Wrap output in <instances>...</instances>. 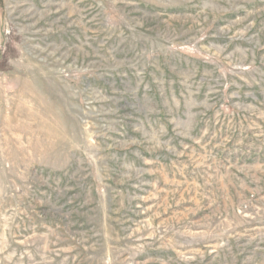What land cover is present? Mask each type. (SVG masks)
<instances>
[{"label": "rangeland", "instance_id": "374dc122", "mask_svg": "<svg viewBox=\"0 0 264 264\" xmlns=\"http://www.w3.org/2000/svg\"><path fill=\"white\" fill-rule=\"evenodd\" d=\"M0 264H264V0H0Z\"/></svg>", "mask_w": 264, "mask_h": 264}]
</instances>
